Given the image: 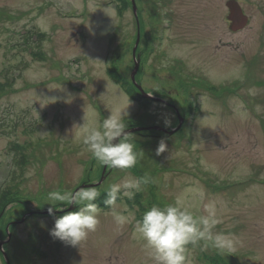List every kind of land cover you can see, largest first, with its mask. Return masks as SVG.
<instances>
[{
    "label": "rangeland",
    "instance_id": "1",
    "mask_svg": "<svg viewBox=\"0 0 264 264\" xmlns=\"http://www.w3.org/2000/svg\"><path fill=\"white\" fill-rule=\"evenodd\" d=\"M227 1L0 0V191H20L0 214L2 239L11 233L4 239L11 264H23L36 239L43 241V264H69L72 253L80 254L79 264H153L144 242L133 237V224L153 204L163 206L178 195L197 215H207L204 206L214 202L218 222L211 234L238 241L224 253L211 241L189 244L187 264H226L225 258L264 264V0H237L249 18L237 32L229 28ZM204 23L209 32L200 39ZM28 31L38 34L35 45L24 44ZM163 32V54L183 59L190 73L194 68L211 81L212 98L206 85L195 88V120L189 117L193 92L163 75L155 55L142 62L137 52ZM137 58L138 85L147 93L160 79L169 87L167 101L138 102L142 90L132 79ZM127 107L126 130L144 155L132 169L104 172L82 143L85 111L90 117L94 112L99 125ZM179 117L187 123L172 135L147 129L173 130ZM162 138L168 149L157 156ZM145 174L151 182L115 205L132 213L133 222L120 229L112 210L97 204L100 224L81 247L50 234L56 216L21 222L31 210L48 209L50 191L92 188L104 179L93 186L99 199L110 185ZM0 264H6L1 251Z\"/></svg>",
    "mask_w": 264,
    "mask_h": 264
},
{
    "label": "clouds",
    "instance_id": "2",
    "mask_svg": "<svg viewBox=\"0 0 264 264\" xmlns=\"http://www.w3.org/2000/svg\"><path fill=\"white\" fill-rule=\"evenodd\" d=\"M128 107L110 112L99 125L92 118L95 113L90 117L85 111V122L80 126L82 143L101 166L129 170L144 155L142 149L137 150L134 136L126 131ZM169 125L170 121H166V126ZM167 149L168 145L162 138L155 154L159 156ZM150 182V177L145 174L108 187L104 204L112 210L118 228L123 229L133 222L132 213L125 214L126 209L124 212L115 209L118 198L122 195L133 199L136 192ZM99 196L100 193L94 187L80 188L75 192L50 191L46 197L50 205L48 213L54 215L57 210L64 212L56 218L50 234L71 246L81 247L82 242L100 224V209L95 203ZM204 208L207 215H197L183 195H178L173 202L163 206L153 204L140 219L135 220L133 237L144 242L153 264H187V246L200 240L211 241L212 246L221 253L232 252L238 241L222 234H211V228L218 222L216 204L209 202Z\"/></svg>",
    "mask_w": 264,
    "mask_h": 264
},
{
    "label": "flooded vegetation",
    "instance_id": "3",
    "mask_svg": "<svg viewBox=\"0 0 264 264\" xmlns=\"http://www.w3.org/2000/svg\"><path fill=\"white\" fill-rule=\"evenodd\" d=\"M132 11H133V9H132ZM227 21H228L229 27H230L229 9H228ZM158 26L159 27L157 28V31L160 30L161 25H158ZM203 26L206 29H205V32L200 35V39H202L205 36V34H207L209 32L207 30L208 25H206L204 23ZM154 27H155V25H153V28ZM166 33L167 32L161 33V39L157 38V40L155 41L154 44H151V39H153V36L151 37V39H149V38L146 39L145 43H147L148 45L146 44L147 46L145 49L144 48L140 49V47H138L137 52L141 55L142 62H143V59L147 62H150L151 58L147 59V57H151V56L154 57V55H155L156 59H160L158 61L160 62V67L162 69L163 75H165V76L167 75L168 78L173 77V79L176 81V83L183 85V87L186 91H190V93L193 92L192 98L199 95V91L197 89H195L197 87H205V85H206L207 86L206 90L209 92L208 87H212V85H211V81L207 77H203V76H205V74H201L202 76L200 74H198L200 76H196L198 72L196 70H194V68H193L192 70L196 73H190V71L186 69L185 61L183 59H180L179 57H176V56H172L171 54H169V56L166 57V55L163 54L165 49H167V48H163V45H162ZM30 35L34 36L32 34H30ZM31 36H29V31L24 34V44L25 45L31 44V43L33 45H35L37 43V40L35 38H37V37L39 38L38 34L33 37V40L35 39V41H30ZM132 47L134 48V45ZM133 48H132V50H133ZM31 54H32V52H31ZM37 55L40 56V53H38ZM215 61H220L221 64L224 63L223 61H221V58L216 59ZM226 85L227 84L220 83L217 86H218V88H222V89L227 88L228 89V87ZM168 89H169V87H167V85L163 81L158 79V82H156V84H155V88L148 89V90H146V92L148 95H150L149 93H151V96L159 97V98L167 101L168 99H166L165 97L170 96V94L168 93ZM159 91H164V92H159ZM211 93L212 92H209V94H208L209 97H210ZM204 94L206 95V93H204ZM145 100L149 101V99H145ZM190 106H191L190 107V109H191L193 107V105L191 104ZM198 106H200V105H198ZM43 251H42V249H32L30 251L29 256L23 255L22 263L24 264V262H25V264H43L44 263ZM54 251H53V253L55 254ZM69 258H70V260L69 261L67 260V262L69 264H79L81 261L79 253L69 254Z\"/></svg>",
    "mask_w": 264,
    "mask_h": 264
},
{
    "label": "water",
    "instance_id": "4",
    "mask_svg": "<svg viewBox=\"0 0 264 264\" xmlns=\"http://www.w3.org/2000/svg\"><path fill=\"white\" fill-rule=\"evenodd\" d=\"M133 2H134V0H133ZM134 5H135V3H134ZM228 7H229V9H230V16H229V19L231 20V22H232V24H231V29L233 30V31H237V30H240V29H242L246 24H247V22H248V18H247V16H245L244 15V13H243V10H242V8L240 7V5L235 1V0H231V1H229L228 2ZM134 11H135V14H136V16H137V13H136V6L134 7ZM137 48V45H135V48L134 49H136ZM136 57V56H135ZM139 65H140V58H137L136 59V66H135V69L133 70V72H132V79H133V82L139 87V89H141V86L140 85H138V83H137V81H136V75H137V72H138V69H139ZM142 90V89H141ZM141 94L143 95V97H150L149 95H147V94H145L144 92H143V90L141 91ZM180 118V122H179V125H178V127L176 128V129H174V130H168V129H163V128H159V127H153V128H147V129H155V130H158V131H161V132H165V133H167L168 135H172V134H174L175 132H177L179 129H180V127L182 126V123H183V119L181 118V117H179ZM137 130H143V128H136ZM132 130H134V129H132ZM127 132H131L130 130L128 131V130H126ZM106 168H107V166H105V168H104V172H105V170H106ZM104 180V179H103ZM102 180V181H103ZM101 181V182H102ZM101 182H99V184H95V185H90L89 187H93V186H96V185H100L101 184ZM81 188H87V187H82L81 186ZM80 189V188H79ZM78 190V189H77ZM76 190V191H77ZM74 207V206H73ZM68 210H71V209H68ZM35 212H29L28 214H27V216H31V215H33ZM43 213L44 214H49L48 213V211H43ZM56 213H62V211H56L55 212V214ZM27 216H25L23 219H22V222L26 219V217ZM9 238H10V235H9ZM7 241H5V240H2L1 239V236H0V249H1V251L3 252V255H4V258H5V261H6V264H11V262H10V260L8 259V256H7V253H6V251H4V245H5V243H6Z\"/></svg>",
    "mask_w": 264,
    "mask_h": 264
},
{
    "label": "trees",
    "instance_id": "5",
    "mask_svg": "<svg viewBox=\"0 0 264 264\" xmlns=\"http://www.w3.org/2000/svg\"><path fill=\"white\" fill-rule=\"evenodd\" d=\"M112 68H110L109 70V74L111 75ZM1 88L3 89V86H1ZM141 101V98H140ZM129 125V124H128ZM17 149V151L20 150V147H15ZM25 155V154H24ZM24 163V160H23ZM20 191L18 190H14L12 187H6L4 189H2L0 191V214H2V212L4 211V209L6 208V206L10 203H16V200L14 199L17 194H19ZM106 197V194L104 196H102L101 198ZM120 199V198H119ZM139 206H142V203L140 201V203H138Z\"/></svg>",
    "mask_w": 264,
    "mask_h": 264
}]
</instances>
